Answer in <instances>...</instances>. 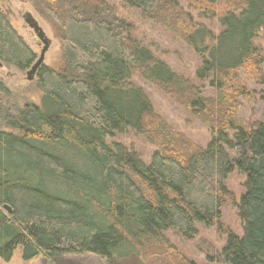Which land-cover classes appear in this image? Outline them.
<instances>
[{
    "label": "trees",
    "instance_id": "obj_1",
    "mask_svg": "<svg viewBox=\"0 0 264 264\" xmlns=\"http://www.w3.org/2000/svg\"><path fill=\"white\" fill-rule=\"evenodd\" d=\"M118 1L195 53L194 82L136 40L109 0H34L59 59L35 74L38 105L11 114L0 103V259L23 249L26 260L90 255L113 264L165 252L168 231L192 240L198 227L220 225L236 173L241 232L225 233L219 260L264 264V117L242 127L236 116L248 96L237 79L263 63L254 42L264 0ZM182 4L198 20L214 19L218 32ZM36 59L0 10V64L25 72ZM133 76L207 127L208 143L174 132ZM9 96L0 85L1 100ZM127 131L155 147L148 163L112 140Z\"/></svg>",
    "mask_w": 264,
    "mask_h": 264
},
{
    "label": "rangeland",
    "instance_id": "obj_2",
    "mask_svg": "<svg viewBox=\"0 0 264 264\" xmlns=\"http://www.w3.org/2000/svg\"><path fill=\"white\" fill-rule=\"evenodd\" d=\"M34 0H0V10L8 14V21L16 33L22 38L30 50L39 56L41 45H38L33 32L25 25L22 17L25 13L37 21L50 44L44 55L43 66H56L59 59V45L53 36L49 24L44 21L33 8ZM116 8L118 17L125 20L133 30V35L141 44L145 45L158 59L165 62L174 72L182 75L187 80L194 82V72L198 65V58L173 32L150 22L135 10L124 7L118 0H109ZM186 12H190L197 22L205 25L214 33L218 32L216 21L198 20L196 14L182 4ZM254 45L257 47L263 63L252 77L240 75L237 84L244 86L248 96L241 100V107L237 111V124L242 127H250L253 123L264 117V31L256 35ZM26 72H19L14 68L0 64V85L10 93L6 100L0 103L6 104L13 110L25 105H38L40 93L36 87L35 77L31 81L26 80ZM132 81L141 87L152 104L153 113L159 116L170 128L191 141L193 144L203 147L210 139V131L199 120L184 110L170 97L164 95L154 86L132 77ZM121 143L137 153L140 158L148 163L149 157L155 147L148 144L145 139L134 131H127L122 135H116L112 139ZM243 177L234 173L225 183L227 189L233 195V202H227L221 208V221L218 227L209 229L198 227V234L192 240L179 237L174 231H168L164 237L168 241L170 250L154 253L153 255L130 257L113 264H222L219 260V250L225 241V233L239 235L241 222L238 219L235 204L242 193ZM0 264H106L96 257L85 255L81 257H69L50 262L42 256H34L26 260L23 249H16L8 261L0 259Z\"/></svg>",
    "mask_w": 264,
    "mask_h": 264
},
{
    "label": "water",
    "instance_id": "obj_3",
    "mask_svg": "<svg viewBox=\"0 0 264 264\" xmlns=\"http://www.w3.org/2000/svg\"><path fill=\"white\" fill-rule=\"evenodd\" d=\"M25 25L33 32L38 45H41V50L39 53V56L37 57L34 64L30 67V69L26 72V80L31 81L35 74L37 73V70L43 66L44 61V55L48 50L50 41L46 37L45 33L41 29V27L38 25L37 21L31 16L29 13H25L22 17ZM7 213H10V209L7 206H3L2 208Z\"/></svg>",
    "mask_w": 264,
    "mask_h": 264
}]
</instances>
